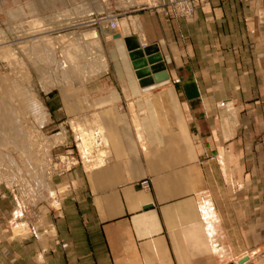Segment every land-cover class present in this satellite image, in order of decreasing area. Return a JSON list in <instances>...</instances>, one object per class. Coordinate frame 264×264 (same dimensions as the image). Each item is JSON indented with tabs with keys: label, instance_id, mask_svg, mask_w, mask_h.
<instances>
[{
	"label": "crops",
	"instance_id": "1",
	"mask_svg": "<svg viewBox=\"0 0 264 264\" xmlns=\"http://www.w3.org/2000/svg\"><path fill=\"white\" fill-rule=\"evenodd\" d=\"M141 1L77 0L68 46L88 54L96 37L104 61L42 92L41 127L62 133L56 152L76 142L78 164L33 220L1 187L0 264H264V0H206L189 20ZM112 14L115 30L93 23ZM71 122L92 133L88 164Z\"/></svg>",
	"mask_w": 264,
	"mask_h": 264
},
{
	"label": "rangeland",
	"instance_id": "2",
	"mask_svg": "<svg viewBox=\"0 0 264 264\" xmlns=\"http://www.w3.org/2000/svg\"><path fill=\"white\" fill-rule=\"evenodd\" d=\"M118 1L126 5L125 0ZM250 1L260 3L262 0ZM4 2L0 0V189L8 190L6 185L10 187V184L21 181L22 190L26 191L31 180L42 178L41 174L32 179L29 177L33 165L43 162L46 166L50 154L54 157L64 152H56L53 147L62 139L55 142L56 135L51 137L41 127L46 113L42 92L77 81L85 71L82 59H96L98 68L102 67L104 60L95 55L99 43L92 44L90 53L81 55L77 47L68 46L74 34L66 24L71 17L78 15L77 0H70L69 4L67 0H53L54 8L47 14H42L45 0H37L32 6L24 0L17 11L12 5L9 11L4 10ZM129 2L139 3L138 0ZM47 19L52 26H45ZM91 63L96 62L89 65ZM70 128V134L79 141L81 156L88 164L92 159H89L92 133H86L74 122ZM66 149L71 150L76 158V142L68 144ZM40 196L45 198L44 193ZM40 204L36 203V207ZM23 212L30 213L29 210ZM30 223L27 219L28 226Z\"/></svg>",
	"mask_w": 264,
	"mask_h": 264
},
{
	"label": "built area",
	"instance_id": "3",
	"mask_svg": "<svg viewBox=\"0 0 264 264\" xmlns=\"http://www.w3.org/2000/svg\"><path fill=\"white\" fill-rule=\"evenodd\" d=\"M136 1V0H135ZM141 4V0H138ZM206 0H151L150 4H146V7L153 9L161 13L166 18H184L192 19L195 16L197 8L202 5ZM115 14L109 17L101 16L96 18L93 23H100L107 20L109 28L115 30L118 26V19ZM83 26V25H82ZM55 147V146H53ZM51 147V150L53 149ZM46 166L43 162L33 165L31 169V179L33 177L39 176L41 174L42 178L31 180V184L28 190L23 191L21 181H16L14 184H10V187L6 185V188L10 191L13 199L16 203V207L19 210L26 211L29 210V214L32 215L30 218L33 220L35 218V213H33L34 208H36V203H45L46 201H55L62 194L63 190L53 192L50 188L52 178L64 174L71 168L78 164L77 159L73 156V153L69 149H64V152L48 157ZM22 177H20L21 179ZM142 188H147L148 183L146 181L140 182ZM26 189V188H25ZM24 189V190H25ZM44 193V199H41V194Z\"/></svg>",
	"mask_w": 264,
	"mask_h": 264
},
{
	"label": "water",
	"instance_id": "4",
	"mask_svg": "<svg viewBox=\"0 0 264 264\" xmlns=\"http://www.w3.org/2000/svg\"><path fill=\"white\" fill-rule=\"evenodd\" d=\"M115 37H119L118 34ZM133 37L125 38L126 48L129 51L130 60H132V66L134 69L142 68L146 66V61L143 60V52L138 48V44ZM157 82L167 79L165 73L159 74ZM245 260V259H244ZM243 260V261H244Z\"/></svg>",
	"mask_w": 264,
	"mask_h": 264
},
{
	"label": "bare ground",
	"instance_id": "5",
	"mask_svg": "<svg viewBox=\"0 0 264 264\" xmlns=\"http://www.w3.org/2000/svg\"><path fill=\"white\" fill-rule=\"evenodd\" d=\"M126 27V26H125ZM90 32V31H89ZM91 33V32H90ZM94 33V32H93ZM127 33V32H126ZM85 34V33H84ZM83 34H80L79 36H82ZM93 35V34H92ZM95 35V34H94ZM88 37H89V34H88ZM79 38V37H78ZM96 38V37H95ZM94 37H93V39H95ZM84 39V38H83ZM83 39H81V40H83ZM93 39H92V43H96L97 45H98V41H95L94 40V42H93ZM84 41V40H83ZM87 41H88V39H87ZM90 43H91V41H90ZM96 44H94V45H96ZM100 45H98V50H97V53H95V55L96 56H99V57H101L103 60H104V58H103V55H102V53H101V50H100ZM96 49V48H95ZM93 53H94V51H93ZM80 54V53H79ZM94 55V54H93ZM95 56V57H96ZM93 57V56H92ZM94 58V57H93ZM89 59H92V58H89ZM74 60V59H73ZM103 62V61H102ZM20 105V104H19ZM23 105V104H22ZM6 107V106H5ZM5 110V109H4ZM40 110V109H39ZM1 111V110H0ZM62 139V135H57V136H55V138H54V141L56 142V141H59V140H61ZM53 141V142H54ZM85 142V141H84ZM50 145V144H49ZM81 147V146H80Z\"/></svg>",
	"mask_w": 264,
	"mask_h": 264
}]
</instances>
